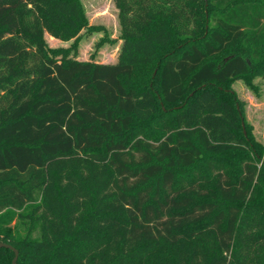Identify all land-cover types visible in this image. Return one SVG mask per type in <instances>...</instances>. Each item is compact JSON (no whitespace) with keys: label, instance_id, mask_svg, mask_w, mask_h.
I'll return each mask as SVG.
<instances>
[{"label":"trees","instance_id":"trees-1","mask_svg":"<svg viewBox=\"0 0 264 264\" xmlns=\"http://www.w3.org/2000/svg\"><path fill=\"white\" fill-rule=\"evenodd\" d=\"M114 2L107 63L48 45L88 27L81 0H0V241L18 264H264L233 87L260 94L264 0Z\"/></svg>","mask_w":264,"mask_h":264},{"label":"rangeland","instance_id":"rangeland-1","mask_svg":"<svg viewBox=\"0 0 264 264\" xmlns=\"http://www.w3.org/2000/svg\"><path fill=\"white\" fill-rule=\"evenodd\" d=\"M89 25L83 28L78 38L61 39L49 33L48 45L56 49H69V55L83 60L116 62L121 46L118 9L114 0H81ZM259 86L257 95L243 80L233 83L240 99L244 101L245 120L253 128L255 138L264 143V77H256ZM245 127V122H244Z\"/></svg>","mask_w":264,"mask_h":264},{"label":"water","instance_id":"water-1","mask_svg":"<svg viewBox=\"0 0 264 264\" xmlns=\"http://www.w3.org/2000/svg\"><path fill=\"white\" fill-rule=\"evenodd\" d=\"M0 247H8V248L12 249L15 253L13 260H12V264H18L19 250L16 247H14L10 243L2 242V241H0Z\"/></svg>","mask_w":264,"mask_h":264}]
</instances>
